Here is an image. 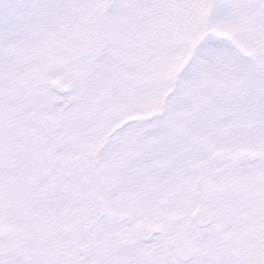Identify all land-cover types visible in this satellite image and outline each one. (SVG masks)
Listing matches in <instances>:
<instances>
[{"label":"snow or ice","instance_id":"1","mask_svg":"<svg viewBox=\"0 0 264 264\" xmlns=\"http://www.w3.org/2000/svg\"><path fill=\"white\" fill-rule=\"evenodd\" d=\"M0 264H264V0H0Z\"/></svg>","mask_w":264,"mask_h":264}]
</instances>
